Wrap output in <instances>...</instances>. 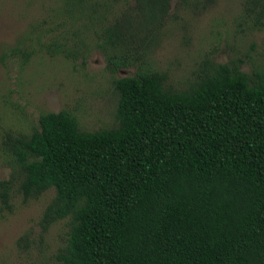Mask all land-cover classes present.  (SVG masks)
I'll return each mask as SVG.
<instances>
[{"label": "trees", "instance_id": "16d2710c", "mask_svg": "<svg viewBox=\"0 0 264 264\" xmlns=\"http://www.w3.org/2000/svg\"><path fill=\"white\" fill-rule=\"evenodd\" d=\"M171 1L64 0L63 28L91 32L111 73L136 69L112 81L117 125L84 132L61 110L3 132L0 204L15 182L24 202L54 191L41 227L68 219L58 264H264V70L205 61L187 89L166 88L144 57ZM247 3L264 27V0Z\"/></svg>", "mask_w": 264, "mask_h": 264}, {"label": "rangeland", "instance_id": "374dc122", "mask_svg": "<svg viewBox=\"0 0 264 264\" xmlns=\"http://www.w3.org/2000/svg\"><path fill=\"white\" fill-rule=\"evenodd\" d=\"M250 8L247 0L190 6L172 0L146 64L165 73L164 85L174 91L187 89L205 61H235L248 74L264 70V27ZM65 9L64 0H0V144L4 131L29 133L47 112L70 111L84 132L117 125L112 81L136 69L108 71L91 32L78 35L79 26H61L69 20ZM62 39L69 40L67 55L56 52ZM24 52H32L27 61ZM10 176L9 158L0 149V180ZM18 184L12 185L11 209L0 204V264H58L68 219L44 231L41 219L54 191L24 202Z\"/></svg>", "mask_w": 264, "mask_h": 264}]
</instances>
